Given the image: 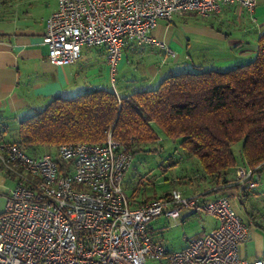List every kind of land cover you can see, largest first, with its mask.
Segmentation results:
<instances>
[{
    "label": "built area",
    "instance_id": "built-area-1",
    "mask_svg": "<svg viewBox=\"0 0 264 264\" xmlns=\"http://www.w3.org/2000/svg\"><path fill=\"white\" fill-rule=\"evenodd\" d=\"M225 4L252 10L256 0H57L42 42L56 65L78 60L83 46L101 47L114 71L126 42L172 52L150 35L158 20L209 16ZM132 156L110 135L97 144H59L55 155H31L4 141L0 130V165L14 181L0 211V264H264V257L239 256L248 229L227 196L200 201L173 189L130 206L122 181ZM254 174L244 166L235 171L251 189ZM184 208L211 214L218 224L168 250L152 238L149 223L162 214L177 218Z\"/></svg>",
    "mask_w": 264,
    "mask_h": 264
},
{
    "label": "trees",
    "instance_id": "trees-1",
    "mask_svg": "<svg viewBox=\"0 0 264 264\" xmlns=\"http://www.w3.org/2000/svg\"><path fill=\"white\" fill-rule=\"evenodd\" d=\"M108 135L132 155L162 137L178 139L187 158L197 160L201 179L215 185L226 183L237 166L259 173L264 169V34L255 57L230 68L170 71L156 87L124 95L94 88L56 96L19 122L12 143L36 155L41 147L97 144ZM237 142L240 160L231 150Z\"/></svg>",
    "mask_w": 264,
    "mask_h": 264
},
{
    "label": "crops",
    "instance_id": "crops-1",
    "mask_svg": "<svg viewBox=\"0 0 264 264\" xmlns=\"http://www.w3.org/2000/svg\"><path fill=\"white\" fill-rule=\"evenodd\" d=\"M56 7L57 0H0V130L1 138L6 142H12L15 138L14 134V138L5 140L8 131L15 133L22 119L36 113L56 96L72 97L94 88L109 89L110 80L118 95L129 93L136 87L143 89L158 84L165 76L164 69L169 71L175 68L173 65L183 66L189 61L186 56L179 64L181 51L183 48L187 50L191 42V37H184L186 33L201 37L202 46L213 53L206 52L209 59L207 63L223 69L252 60L256 55L257 39L264 34V0H256L252 10L235 4H225L217 13L209 16L173 15L170 20L160 19L150 35L172 52H167L157 44L126 42L116 67H122L124 57L126 63L133 61L132 58H138L140 75H123L117 80L110 77V66L105 50L101 47L83 46L80 57L71 64L56 65L48 61L47 48L42 37L45 21ZM175 22L182 24L183 34L176 32ZM152 53L162 60L172 57L170 64L158 61V64L144 66L140 59L143 60V56ZM197 62L195 65H200V61ZM162 65H170L171 68H163ZM227 179L226 183L218 185L205 179L200 183V193H186L184 190L180 193L184 196L200 194L204 200H209L219 195L226 196L227 191L240 206L237 211L232 208L248 229L246 239L239 245V256L250 261L264 257V218H257L251 213L253 208L249 210L245 205L251 194L259 193L256 191L257 185L252 189L247 188L246 183L237 180L233 171L227 175ZM122 186L126 193L123 181ZM126 195L132 207L154 197L139 200L136 199L134 191ZM3 202L5 204V198ZM192 213L193 210L184 208L178 218L184 222ZM158 217L169 218L163 214ZM217 224L218 220L214 217L208 229L203 227V232L210 231ZM149 231L152 238L161 244L154 238L155 231L150 224ZM187 238L189 237H185L184 244L178 249L186 245Z\"/></svg>",
    "mask_w": 264,
    "mask_h": 264
},
{
    "label": "rangeland",
    "instance_id": "rangeland-1",
    "mask_svg": "<svg viewBox=\"0 0 264 264\" xmlns=\"http://www.w3.org/2000/svg\"><path fill=\"white\" fill-rule=\"evenodd\" d=\"M175 25L177 28L176 32L183 34V29L181 28L182 24H178L177 22H175ZM188 36L191 37V42L187 50L183 48V50L181 51V59L179 61V64L186 56L189 58V61L183 66L173 65L175 66V68H172L169 71H166V69H164L165 75H167L170 71H198L209 68L223 69V67L219 68L214 64L207 63L209 62V59H207L208 55H206V52H208L209 54L213 53L210 52L211 50L206 49L202 46L203 44L201 42V37L198 38L199 36L194 33L184 34L185 38H188ZM163 57H165V55H163ZM128 59L130 60V58ZM159 59L160 58L152 53L146 54L145 56H143V60L140 59V61H142L144 66L147 64H158V61H162L161 63L167 62L168 64H170L169 62L172 57L170 58L168 56L164 60ZM132 60L133 61H128L126 63L124 57V64L122 65V67H116L117 70L110 71V77L117 78V80L123 75L138 77L141 70V67L137 66V61H139V59L132 58ZM198 60L201 62H199L200 66L195 65L196 63H198ZM192 61H194V63H192ZM162 66L163 68H166L168 66L169 68H171L170 65ZM108 85L109 89L113 90L114 85L112 84V80H110ZM156 86L157 83L152 84L149 87ZM135 89H138V87H136ZM14 134V132L8 131L4 139L10 140L14 138ZM240 146V142L234 143L231 146V150L235 158L238 160L241 159ZM39 151L41 153L47 151L55 153V149L48 147H41ZM189 177L194 179L188 181ZM253 179L257 181L256 191H258L259 193L251 194L250 197L246 200L245 205L249 210L253 208L254 211L251 213L256 215L257 218L262 219L264 218V169H262L261 173H255ZM202 180L203 179H201L199 164L197 160L193 157L187 158V156L179 147L178 139H169L162 137L160 141L144 146V150L136 151L133 154L131 163L126 169L123 176V185L125 186L127 194H131L134 191L136 199L143 200L151 198L153 196L163 195L164 193L171 191L172 189H176L181 193L183 190L187 191L186 193H190L192 191L200 193V183ZM13 186V179L5 172V170L0 168V211L4 209L3 200L5 198V194H7L9 189H11ZM225 193L230 201L231 206L237 211L240 207L237 204V201L232 196H229L227 191ZM181 214H183V212H181ZM178 217H169L166 219L163 217H154L149 223L155 231L154 238L161 242V244H163L167 248L178 249L184 244L185 237H194L205 233L203 232V227L204 229H208L209 223L214 219L211 214L203 211L192 213L184 222H181L180 218ZM148 264H164V262L148 260Z\"/></svg>",
    "mask_w": 264,
    "mask_h": 264
}]
</instances>
